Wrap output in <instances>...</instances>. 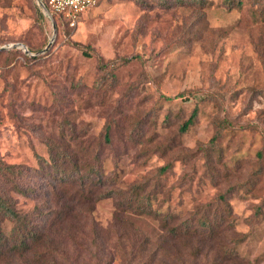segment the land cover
<instances>
[{
	"label": "rangeland",
	"instance_id": "1",
	"mask_svg": "<svg viewBox=\"0 0 264 264\" xmlns=\"http://www.w3.org/2000/svg\"><path fill=\"white\" fill-rule=\"evenodd\" d=\"M147 1L152 6L99 0L77 29L56 26L54 36L34 0H0V155L35 166L36 154L47 155V137L72 126L91 148L101 147L109 180L118 174L128 186L158 177L163 215L186 219L226 193L237 221L225 243L173 239L152 215L120 213L105 199L81 211L95 226L84 218L64 226L53 256L59 264H264V22L252 17L257 6L245 0L243 10H229L225 0H208L205 8L163 9ZM196 104L197 123L179 134ZM222 119L236 130L218 140L217 152L204 153ZM108 124L111 143L103 139ZM16 197L23 211L42 203ZM67 234L77 241L66 246ZM232 237L240 241L238 262L222 257Z\"/></svg>",
	"mask_w": 264,
	"mask_h": 264
},
{
	"label": "trees",
	"instance_id": "2",
	"mask_svg": "<svg viewBox=\"0 0 264 264\" xmlns=\"http://www.w3.org/2000/svg\"><path fill=\"white\" fill-rule=\"evenodd\" d=\"M135 1L144 7L152 6L147 0ZM252 2L257 6V9L252 11L255 23L264 22V0ZM44 3L47 5L46 0ZM245 3V0H225L229 10H243ZM34 4L40 17L53 28L51 20L44 14L37 0H34ZM156 4L163 9L176 6L205 8L208 0H156ZM53 18L57 27L69 28L55 14ZM30 51L35 52L31 49ZM181 96L183 94L176 97L162 95V98L170 101ZM200 112L201 106L196 104L187 119L181 121L178 127L179 134L184 135L190 131L197 123ZM70 128L71 131L64 127L60 134L47 137L44 142L47 155L36 154L35 166L9 163L0 155V264H27L29 261L59 264L53 256L56 247L62 245L66 230L64 226L71 220L78 221L83 218L90 226H95L94 219L81 211L88 210L86 208L92 204L105 199L115 200L120 213L130 210L137 214L152 215L173 239L225 243L224 238L234 232L232 227L236 226L237 221L233 218L232 207L226 193L220 195V202L216 206L209 204L198 207L186 219L173 212L163 215L157 206L158 195L163 190L158 177L128 186L119 184L118 174L115 176L116 181L109 180L107 160H101L103 156L101 147L91 148L90 139L84 141L79 135H75L74 127ZM140 128L141 125L136 126V130ZM228 130H236L235 125L228 119L220 120L215 135L204 146L203 152H217L218 140ZM111 134L112 125H105L103 129L105 142H112ZM258 156L264 160L263 154L258 153ZM171 168L172 163H168L159 169L158 175L163 177ZM16 195L32 197L33 200H40L42 203L36 210L23 211L18 207ZM3 223H10V229H4ZM93 230L95 231V228ZM66 238H68L65 241L66 246L77 241L75 237L70 238L69 234ZM235 239L233 237L229 239L230 242L234 241L232 246L222 244L220 247L224 260L228 258L227 262H238L236 244L240 241ZM69 240L71 241L67 243ZM95 241L96 239L93 242ZM63 252L64 249L61 247L58 253L60 255L56 256L61 257ZM136 253L139 254L135 250L130 255L136 259ZM137 257L139 258V255ZM107 264H110L109 259ZM139 264L150 262L148 259H141Z\"/></svg>",
	"mask_w": 264,
	"mask_h": 264
},
{
	"label": "built area",
	"instance_id": "3",
	"mask_svg": "<svg viewBox=\"0 0 264 264\" xmlns=\"http://www.w3.org/2000/svg\"><path fill=\"white\" fill-rule=\"evenodd\" d=\"M42 8V4L54 14L61 18L62 22L70 29H77L82 16L89 9L96 7L98 0H37Z\"/></svg>",
	"mask_w": 264,
	"mask_h": 264
},
{
	"label": "water",
	"instance_id": "4",
	"mask_svg": "<svg viewBox=\"0 0 264 264\" xmlns=\"http://www.w3.org/2000/svg\"><path fill=\"white\" fill-rule=\"evenodd\" d=\"M42 9H43V12L44 14L51 20L52 22V25H53V35L55 36L56 35V32H57V29H56V23L54 22V18L53 16L50 14L49 10L42 4ZM13 47L15 48H23L25 49L27 52H30L25 45L23 44H17V45H14ZM42 52H40L39 54H41Z\"/></svg>",
	"mask_w": 264,
	"mask_h": 264
}]
</instances>
